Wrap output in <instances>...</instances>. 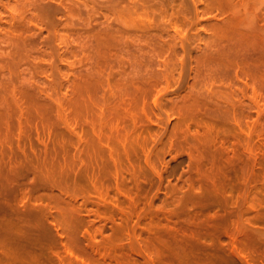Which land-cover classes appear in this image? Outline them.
Masks as SVG:
<instances>
[{"label": "bare ground", "instance_id": "1", "mask_svg": "<svg viewBox=\"0 0 264 264\" xmlns=\"http://www.w3.org/2000/svg\"><path fill=\"white\" fill-rule=\"evenodd\" d=\"M245 15V21L242 20L244 22L237 19L238 22H242L239 23L241 26L237 23L241 28L240 32L226 37L229 44H225V49L221 48L220 55L227 57L226 62L231 61L232 64L231 62L229 64L233 68L235 66L236 70L239 69L240 77L246 86L252 89V94L255 97H262V91H264L263 27L257 24L256 14L245 13ZM147 21L148 26L153 28L152 20L147 18L146 23ZM162 40H160L162 43L155 41L152 37L147 40L150 54L147 56L150 59L147 60L144 73L136 69L127 82H116L117 92H113L116 89L111 92L116 95L113 102H106V98L101 101V96L99 100L96 97V93L99 92H96L98 87L96 84L106 77L105 71L103 72L105 69L100 66L101 61L95 68L77 78L78 82L73 91L71 90L72 97L69 100H67L68 97L65 101L57 100V98L55 100L54 97H52L53 100H40L36 97L32 99L27 90L23 91L25 95L24 98L21 96L23 100H19L20 102L16 99L15 102L14 100L9 102L7 96L6 100L0 98V264H43L42 260L46 255L44 250L50 249L51 246L55 247L56 244H60L65 252L64 259L60 258L61 262L70 260L65 264H131L132 256L137 255L141 258L144 255L146 257L149 255L150 258L153 256L151 260H148L152 261L151 264H236V259L241 264H257L263 261L264 200L260 199L258 205L256 204L258 201L251 200V202L245 190L237 185L236 179L239 177L238 172L242 169L237 165L239 146L247 152L252 151L251 153L259 150L260 146L256 149L257 146L254 145L253 140L245 141V138L243 141L246 144L243 146L241 141L231 142V137H228L223 143L226 141L229 143L234 155L226 163L217 159L211 150L216 142L213 134L218 127L228 123L241 127L243 118L236 117L235 108L226 112L219 111V113L214 110L216 114L205 113L203 112L204 101V104L202 101L201 104L196 97H192L193 100L191 97H186L187 95L182 96L184 100L179 101L181 104L177 106L181 116L179 119H182L177 122L173 134L180 137V134L188 132V135L191 130H187L191 124L192 127L196 122L203 124V126L198 123L195 125L197 128L195 131L199 132V135L200 132L202 134L196 141L197 145H194L195 151L199 150L198 156L203 158L199 157L200 160L198 159L195 165L192 164L193 169L191 168L190 175L187 174L189 177L187 176L185 181H188L185 183L187 185L193 183V189L197 185L200 193H189L186 197L183 196V199L178 198L180 200L174 198L177 195L173 198L168 196L169 202L164 200L167 204L170 201L174 204L179 202L176 206L171 205L176 207L175 210L167 208L174 211L172 210V213L170 211V214L166 213L165 217H162L164 213L161 212V218L166 219H164V225L159 223L162 225L159 226L152 219L149 226L150 222L147 221L149 218L156 215L155 218L158 220L155 219V221L161 222L162 219L159 215L157 217V213L160 214V212L151 213L152 204L147 207V202H144L154 184H150L152 185L150 190L141 188V182L146 181L147 172L145 173L144 167L139 163L138 165L134 159L141 157L140 153H142L143 156L145 155L147 164L150 153L147 154L146 150L151 141L148 138L147 129L148 126L159 124L161 121L158 118L159 121L156 123L152 120L153 114L148 116L150 109L147 106V98L152 97V94L155 96L154 92L161 90L157 89L159 85L165 80L166 83L168 81L169 76L167 73L163 74L160 68L161 66L170 67L171 61H166L170 62L168 65L165 62V65H162L160 58L155 65L157 67L154 66L156 63L154 57L164 52L165 42ZM210 54H205L207 56H204L199 69H196L197 76L205 78V81L208 79L207 82L212 73L208 68L213 60L210 59ZM172 56L174 54L169 57L173 58ZM110 76V74L107 75L106 79L110 80ZM114 95L111 96L114 97ZM156 97L159 96L156 95ZM158 100L160 99L153 100L156 108L161 105L160 103L158 105ZM193 120L195 123L187 124L188 121ZM258 122L259 120L251 122L249 130L257 132L258 134H255L260 138L261 130L264 129L260 130L259 126L262 122ZM240 130L243 129L240 128ZM245 131L243 133H246ZM248 134L252 135L251 132ZM170 137L175 138L173 135ZM179 137L176 139L180 140ZM250 138L252 139L251 136L248 139ZM179 140H176L178 142L171 140L170 146L175 145L173 141L180 146L181 140ZM207 144L213 145L207 147ZM160 157L161 155L158 157L159 161ZM125 160L128 166H125ZM248 165L245 166L246 169L250 166ZM154 167L157 174L159 171L157 167ZM110 177L114 178L115 182L110 184L111 187L113 183L115 185L112 188L115 190L110 187V192L115 191L117 195L114 199H111L114 195L112 197H110L111 194L109 195V186L107 188L112 181ZM189 178L192 183L188 180ZM106 180L111 181L106 183L105 187ZM88 184L94 187V191L90 189L93 187L89 190L94 192V196L98 194L97 202L101 203L106 210L111 207L115 211L116 208L117 213L114 212V215H117L116 218L114 215L108 216L107 211L100 204L90 208L91 200L88 201L89 204L87 201L78 202L80 193L90 192L85 188L86 185L89 186ZM193 189L190 190L193 192ZM241 189L244 190L243 194ZM96 190L98 193H95ZM118 194L119 197L122 195L129 198H126L129 200L127 206H121L123 202L119 201ZM106 204H111L113 207H106ZM163 204L157 210H162ZM164 208L163 210H166V203ZM257 209L262 212L260 211V214L257 212L256 216L250 217L252 210L257 211ZM150 214L155 215L150 216ZM143 221H147L144 227L141 226ZM89 225L93 226H90L94 229L93 232L86 229ZM108 229L110 233L106 234ZM146 233L148 237L142 238V235ZM124 238L127 240L128 252L122 254L117 248L121 246L120 243ZM46 258L51 264H56L49 255Z\"/></svg>", "mask_w": 264, "mask_h": 264}, {"label": "rangeland", "instance_id": "2", "mask_svg": "<svg viewBox=\"0 0 264 264\" xmlns=\"http://www.w3.org/2000/svg\"><path fill=\"white\" fill-rule=\"evenodd\" d=\"M245 13L256 14L257 24L259 23L258 25L263 27L262 31L264 32V0H0V72L3 73V71H5L3 74L0 73V98L6 100L7 96L9 102L10 100H14L15 102V99L22 101L23 99H21V96L23 97L25 95L23 91L27 90L30 96L28 93L27 95L32 99L36 97L40 98V100H53L52 97H54L55 100L57 98V100L65 101L68 97L67 100H69L70 97H72L73 88L78 82L77 78L81 74L95 68L96 64L101 61L100 66L105 69L103 70V72L105 71L104 75L107 77V75L110 74L111 76L109 77L110 80H107L103 75L105 77H103L104 80L106 79L105 82H103L104 80L99 82L101 84L103 83V85L99 83L96 84L98 85V87H96V92L99 91L96 93V97L98 100L102 97V99H100L101 101L106 98V102H113L116 95L111 92L115 89L116 90L113 92H117V88L115 87L116 82H127L136 69H140L138 71L140 72L142 70L141 72L144 73L147 60L150 59V57H148L150 54L148 53L147 40L151 37L155 39V41L163 39L162 41L165 42L164 44L167 46H164V52L159 53V55H156L158 54L156 53V56L154 55V62L156 61L154 66L157 65V60L160 58V61H162L160 63H163L162 65H165V63L168 65L170 62L166 61H171L170 67H165V69L164 66H161L162 68H160L163 74L167 73L169 77L171 75V78L166 76L168 77L167 83L165 82L166 80L162 82L159 85L160 87L157 88L161 90L155 91V96L152 94V97H148V103H146L150 109V114H148V116L153 114V116L151 115L153 121L158 123L160 119L163 123H166H164L166 126L161 123V121H159L160 126L159 124L148 126L149 130L145 126V129L148 131V138L151 140L146 150L147 154L150 153L149 160L147 158L149 163H145V155L143 156L142 153H140V158L137 157V159H134L137 164L139 163L144 167L145 173L147 172L145 174L147 175L146 181L141 182V188L143 190H150L152 188L148 191L150 192V194H148L149 199L145 198L144 202H147V207L152 204V207L150 206L151 209L149 208L151 213L160 212V214L157 213V217L159 215V218L162 219L161 222H158V218H155L156 215L150 214V216L155 215V217L149 218L147 220L148 223L152 219H154L153 221L155 224L165 223L166 219L161 218L162 213L165 214H163L164 216L162 215V217H165L167 215L166 213L170 211L172 213L173 209H169L174 208L175 210L176 207L174 206L179 203L175 202L176 204H174L170 201V203L167 204L165 201L170 200V197L173 198L177 195L174 197L175 199H183V196L186 197L189 193H200L197 185L195 186L196 189H193L194 185H192L193 183L190 178L188 180H190L192 184H185L188 182L185 181L193 169L192 164L194 163L193 165H195V162L200 160L199 157L203 158L200 155L198 156V154H200L197 153L199 150L196 152L194 149V145L198 143L196 141L202 134V132H200L201 134L199 135V132L195 131L197 129L195 125L198 122L193 125L194 129L190 123L194 122V120L187 122V124H191L190 126L188 125L190 128L187 131H192H190L188 135V132H184L186 134H180V137L179 135L175 136V134H173L176 130L177 122L182 119H179L181 116L177 109L179 107L177 106H180V102H183L182 99L184 100V98H182V96L184 97L186 95V97L189 98H198L195 99L199 100L200 103L204 101L205 105H203V112L205 113L216 114L215 111L218 113L219 111L226 112L235 108L236 117L238 119L243 118L241 127L235 126L233 123L218 127L213 134L216 140V142H214V147L212 146L213 144H207V147L211 145V150L214 155L217 156V159L226 163L228 159L233 157L234 153L227 141L223 143L224 139L231 137V142L238 143L241 141L240 143L245 146L246 142L243 141L245 138V141L253 140L254 145L256 144L257 146L256 149L260 146V149L255 150L253 153H251L252 151L247 152L239 146L237 152V156H239L237 165L242 169L245 168V171L241 169L238 172L239 177L237 176L238 178H236L238 182L237 185L245 190V194L249 197V200L258 201V203L255 202L258 205L260 199L262 201L264 200V130H261L264 129V91H262V97H255L254 94H252L253 92H251L252 89L247 87L244 80L240 77L239 69L236 70L237 68H235L234 65L233 68L232 65L229 64L231 61L228 60V62H226L227 57L220 55L221 50L223 48L225 49V44H229L226 37L229 34L236 35L240 32L241 28H239L238 24L245 21ZM147 18L152 20L154 25L153 28L148 26V21L146 23ZM249 18H251V16ZM237 19L244 21L238 22ZM234 23H236L238 27ZM176 29H179V31ZM160 36L162 37L159 38ZM175 44L177 45L175 46ZM227 46L228 45H226V47ZM173 54V58H170ZM205 54H210V59H213L209 63L211 67L208 65V68L211 69L213 73H211L208 82V79L205 81V78H199V76H197L200 63L202 59L207 56ZM220 57L223 58L221 59ZM17 58H19V60ZM181 59L182 61H180ZM172 60H174V62ZM102 67L101 69H103ZM174 73L175 75L173 76ZM173 78L176 79H174V82ZM173 83H175L176 86ZM163 85H165L166 88ZM99 88L101 89L99 90ZM2 90L4 92H1ZM69 90L72 91L70 92ZM163 90L165 93H162L164 92ZM20 92H22V94ZM2 93L6 95H2ZM164 94L165 96H163ZM111 95H114V97ZM156 95L159 97H156ZM99 96L101 97L99 98ZM158 98L160 100H158L157 103L158 105L160 103L162 106L159 105L156 108L153 100ZM176 103L178 105H176ZM206 105L208 106L206 107ZM227 107L230 109L228 110ZM162 118L164 120H162ZM258 120L260 123L262 122L259 126L262 131L260 138H258V133L252 130L253 128L251 129L252 131L249 130V126L252 124L251 122ZM147 124L149 125V123ZM185 126L187 125L185 124ZM200 126H203V124ZM240 128L243 130H240ZM61 129L63 130V128ZM61 129L60 131L62 132ZM244 130H246V133H243ZM78 131H80V128H78ZM249 131L252 133V135L250 134L252 139H248L250 137L248 134L250 133ZM63 133H65L64 130ZM172 135L175 138L171 139L170 136ZM178 137L181 141L176 139ZM173 139L175 142L179 140L181 143L180 146L178 145L179 143L176 145L174 141L173 143L176 146H170L172 144L171 140ZM157 155L158 157L161 155L160 161ZM249 159L250 161H248ZM246 164L250 165H248L249 167H247V169L245 167L247 166ZM126 165L128 166L127 162L125 166ZM153 167H157L159 171L157 174ZM196 177L194 178L196 179ZM110 179L112 181L106 180L104 184L106 187L109 181H111L109 185H107V188L109 186V195L111 194L110 197L114 195L113 198H111L114 199V197L117 196L114 193L115 191H112L115 190V188L112 189L115 182L113 180L114 178L110 177ZM112 182L114 183L111 187L110 184H112ZM151 183L154 184V187H151L152 185L150 186ZM88 185L89 186L86 185L85 188L90 192L84 191L80 193L78 202L87 201V204H89L90 202L88 203V201L91 200L90 206L88 205L90 208L97 206V204L102 205L97 202L98 199L96 196H98V194L94 196L95 194L92 192L94 191V187L90 184ZM90 187H93V189ZM110 187L112 189L111 192ZM190 187L193 189V192L190 190ZM89 188L92 191L89 190ZM185 189L186 192L184 191ZM243 189H241L242 194L244 192ZM187 190H189L188 193ZM196 191H198V193ZM96 192L97 190L95 193ZM93 196L95 198H93ZM118 198H120V202H123L121 206L125 207L128 205L127 202L129 200L127 199L129 198L123 197L122 195L119 197V194ZM164 202L166 203V210H163L165 209ZM161 204L164 205L163 209L157 210L158 207L162 206ZM173 204L174 206H171ZM169 205L171 207H169ZM107 206L110 207L112 205L106 204V207ZM102 207L104 206L102 205ZM112 209L113 208L110 207L109 210H106L104 207V210L107 211H105L106 214L110 217L114 215V212L117 213L116 208L114 209L115 211ZM259 209H257V211L252 210V213L250 211L249 213L251 214L248 213L249 216L251 217V215H253L252 217H254L255 213L262 212V210ZM115 216L117 217V215H114V217ZM155 219L157 220L155 221ZM147 221H143L144 223L141 222V226L144 227ZM151 223L152 222H150L149 226ZM164 223L162 225H164ZM131 224L133 223L131 222ZM162 225L159 224V226ZM90 226L91 225H89L88 228L86 227V229L93 232L94 229L91 228L93 226ZM109 233L110 231L108 229L106 234ZM151 235L153 236V234ZM146 237H148L147 233L142 235V238ZM126 241L127 240L124 238L120 243L121 246L117 248L118 252L122 254L128 252ZM56 245H54L55 247L51 246L50 249L44 250L46 255L42 260L43 264H51L46 258L48 255L54 259L56 264H65L70 261H67L68 259L65 257L67 260L61 262L60 258L65 256V252L60 244L58 246ZM152 258L153 256L150 258L149 255L147 257L144 255L142 258L138 255L132 256L131 264H151L152 261L148 260ZM236 260V264H241L238 259ZM257 264H264V259Z\"/></svg>", "mask_w": 264, "mask_h": 264}]
</instances>
